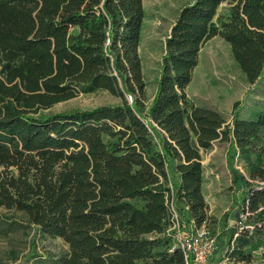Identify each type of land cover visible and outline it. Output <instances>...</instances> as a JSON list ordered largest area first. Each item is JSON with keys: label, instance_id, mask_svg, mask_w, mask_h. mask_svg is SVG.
Segmentation results:
<instances>
[{"label": "trees", "instance_id": "trees-1", "mask_svg": "<svg viewBox=\"0 0 264 264\" xmlns=\"http://www.w3.org/2000/svg\"><path fill=\"white\" fill-rule=\"evenodd\" d=\"M225 1L181 8L147 107L144 0H0V208L62 239L59 264H186L167 236L172 189L186 225L207 226L202 153L216 141L255 155L228 257L250 261L247 249L264 243V110L243 119L237 101L230 125L187 95L214 37L249 85L264 74V0H230L217 24ZM101 92L119 103L53 111Z\"/></svg>", "mask_w": 264, "mask_h": 264}, {"label": "rangeland", "instance_id": "rangeland-1", "mask_svg": "<svg viewBox=\"0 0 264 264\" xmlns=\"http://www.w3.org/2000/svg\"><path fill=\"white\" fill-rule=\"evenodd\" d=\"M193 1L144 0L145 21L139 52L148 84L147 107L159 79L166 36L181 8ZM229 9L230 0H227L218 9L217 24L228 17ZM187 95L190 102L217 110L232 125L233 106L237 101L242 104L239 115L243 119H253L264 110V74L255 85H249L232 56L229 44L221 37H214L201 49ZM118 103L119 99L101 92L80 95L59 103L53 111L81 110ZM253 162L255 155L244 158L228 142L216 141L202 153L206 183L203 193L209 221L207 226L197 229L199 232L205 229L216 239V249L209 256L207 264H264V243L247 249L251 254L250 261L228 257L232 232L241 229L237 216L247 196L245 179L249 177ZM176 207L182 210L181 205L178 207L176 204ZM193 232L197 240V230ZM174 233L172 227L167 233V236H172V247L178 243ZM67 251L68 245L62 239L42 236L21 213L0 208V259L5 264H59L61 256Z\"/></svg>", "mask_w": 264, "mask_h": 264}, {"label": "built area", "instance_id": "built-area-1", "mask_svg": "<svg viewBox=\"0 0 264 264\" xmlns=\"http://www.w3.org/2000/svg\"><path fill=\"white\" fill-rule=\"evenodd\" d=\"M170 211L172 214V229L174 237L178 243L174 247L181 248L186 259V264H207L209 256L216 249V239L208 231L202 229L200 232L193 221L191 226H187L177 210L174 201V191L172 189V199L170 200ZM197 230L198 239H194L193 230ZM230 252V249L228 248Z\"/></svg>", "mask_w": 264, "mask_h": 264}, {"label": "crops", "instance_id": "crops-1", "mask_svg": "<svg viewBox=\"0 0 264 264\" xmlns=\"http://www.w3.org/2000/svg\"><path fill=\"white\" fill-rule=\"evenodd\" d=\"M156 89H157V85H156V87L153 90V94L151 96V99H149V107L152 105V101H153V98H154ZM172 171H173V179H172V182H173V184L175 186H179L180 183H181L180 175L176 171H174V170H172ZM205 184L206 183H205V176H204L203 177V191H204ZM180 205L182 206V210L181 209L180 210H181L182 214L185 216V219H189V209L187 207L183 206L182 204H177L178 207Z\"/></svg>", "mask_w": 264, "mask_h": 264}, {"label": "bare ground", "instance_id": "bare-ground-1", "mask_svg": "<svg viewBox=\"0 0 264 264\" xmlns=\"http://www.w3.org/2000/svg\"><path fill=\"white\" fill-rule=\"evenodd\" d=\"M196 70V69H195Z\"/></svg>", "mask_w": 264, "mask_h": 264}]
</instances>
